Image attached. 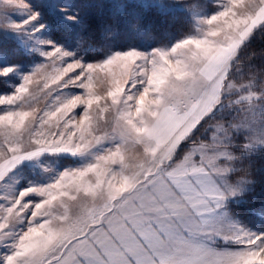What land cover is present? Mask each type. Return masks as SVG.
Here are the masks:
<instances>
[{
    "label": "snow or ice",
    "instance_id": "snow-or-ice-1",
    "mask_svg": "<svg viewBox=\"0 0 264 264\" xmlns=\"http://www.w3.org/2000/svg\"><path fill=\"white\" fill-rule=\"evenodd\" d=\"M136 7L193 30L122 46ZM257 30L264 0H0V264H264Z\"/></svg>",
    "mask_w": 264,
    "mask_h": 264
},
{
    "label": "trees",
    "instance_id": "trees-1",
    "mask_svg": "<svg viewBox=\"0 0 264 264\" xmlns=\"http://www.w3.org/2000/svg\"><path fill=\"white\" fill-rule=\"evenodd\" d=\"M86 0L84 1V3ZM140 19L137 20L136 16ZM123 20L132 24H139L140 32H136L125 27L123 24L120 28L118 43L122 46L139 45V38L152 37L158 41L168 40L167 36L178 37L183 34L189 26V20L185 17H173L160 14L156 9L128 8L125 9ZM115 23L109 11L105 9L103 16L99 17L96 23ZM251 56L249 61L247 57ZM241 57L245 59L243 72L248 71V64H253L257 69L264 68V32L257 30L246 47L241 51ZM259 164V162H258Z\"/></svg>",
    "mask_w": 264,
    "mask_h": 264
},
{
    "label": "rangeland",
    "instance_id": "rangeland-1",
    "mask_svg": "<svg viewBox=\"0 0 264 264\" xmlns=\"http://www.w3.org/2000/svg\"><path fill=\"white\" fill-rule=\"evenodd\" d=\"M85 0H65L66 3L68 4H74V5H80L83 4ZM183 3H191L192 0H182ZM220 0H200V3H202L204 5L205 11L208 14H211V12L218 6ZM192 29V22L189 21V26L186 29V31L183 34H180L178 37H181L183 35L188 34L189 32H191ZM173 37V36H172ZM142 39L141 41H139V45H132V46H140V47H145V46H161L163 44L168 43V40H164V41H158L152 37L149 38H139ZM128 46V45H127ZM259 166V164H258Z\"/></svg>",
    "mask_w": 264,
    "mask_h": 264
}]
</instances>
